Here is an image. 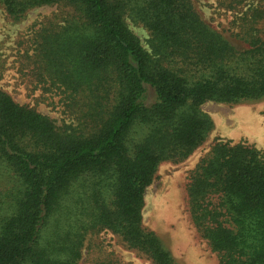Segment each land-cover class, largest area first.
Returning <instances> with one entry per match:
<instances>
[{
    "label": "trees",
    "instance_id": "1",
    "mask_svg": "<svg viewBox=\"0 0 264 264\" xmlns=\"http://www.w3.org/2000/svg\"><path fill=\"white\" fill-rule=\"evenodd\" d=\"M20 21L62 10L35 33L34 73L69 100L58 128L0 89V264H78L107 231L152 264H176L142 225L163 162L187 159L213 130L206 102L264 99V37L237 49L190 0H0ZM145 29L149 52L127 25ZM149 90L151 100H149ZM193 225L219 264H264V152L217 140L191 171ZM112 264V263H108Z\"/></svg>",
    "mask_w": 264,
    "mask_h": 264
},
{
    "label": "rangeland",
    "instance_id": "2",
    "mask_svg": "<svg viewBox=\"0 0 264 264\" xmlns=\"http://www.w3.org/2000/svg\"><path fill=\"white\" fill-rule=\"evenodd\" d=\"M211 29L220 33L237 49L248 45L241 40L255 12L264 13V0H190ZM62 10L40 7L26 13L20 21L11 20L0 5V89L17 104L34 109L51 119L58 128L75 125L69 100L60 90L44 84L34 73L35 33ZM148 52V32L127 20ZM264 37V17L253 25ZM149 90V100H151ZM200 109L213 121L206 141L187 159L163 162L146 189L142 225L153 232L176 264H219L218 256L201 238L190 217L187 186L191 171L217 140L244 143L264 152V99L237 105L206 102ZM152 264L129 250L110 232L90 235L78 264Z\"/></svg>",
    "mask_w": 264,
    "mask_h": 264
}]
</instances>
